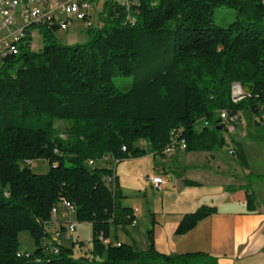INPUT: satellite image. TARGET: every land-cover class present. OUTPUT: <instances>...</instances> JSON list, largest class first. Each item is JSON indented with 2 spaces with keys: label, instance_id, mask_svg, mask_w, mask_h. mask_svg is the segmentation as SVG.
Here are the masks:
<instances>
[{
  "label": "trees",
  "instance_id": "16d2710c",
  "mask_svg": "<svg viewBox=\"0 0 264 264\" xmlns=\"http://www.w3.org/2000/svg\"><path fill=\"white\" fill-rule=\"evenodd\" d=\"M218 7L235 10L227 26L214 22ZM105 12L84 43L63 44L56 27L43 26L41 48L21 46L0 62V264H219L205 252H159L153 229L144 250L108 242L111 225L125 227L136 217L121 203L114 170L93 163L161 155L174 129L185 152L216 151L225 145L224 127L216 129L219 111L262 118L264 0H140L129 10L109 5ZM115 76L132 80L120 89ZM237 84L243 94L234 100ZM57 120L67 121L65 131ZM39 159L48 162L46 172L20 166ZM242 189L247 210H255L251 185ZM62 200L73 205L78 223L91 226L87 254L75 256V242L58 244L57 252L42 247L45 224ZM216 211L201 205L183 214L175 233ZM22 231L35 246L24 254Z\"/></svg>",
  "mask_w": 264,
  "mask_h": 264
},
{
  "label": "crops",
  "instance_id": "0c3cea01",
  "mask_svg": "<svg viewBox=\"0 0 264 264\" xmlns=\"http://www.w3.org/2000/svg\"><path fill=\"white\" fill-rule=\"evenodd\" d=\"M37 35L41 36L39 32ZM35 45L39 49L42 43L35 42ZM224 138L227 148L233 150L232 157L238 159L242 167L239 169L234 165L228 170L235 183L222 184L216 178L217 171L212 180L182 179L176 188L172 186L173 191L167 193L172 197L171 202L160 209L153 207L151 198L146 199L141 195L144 185L150 187L147 179L149 175H163L166 183L161 189H164L169 178L176 174L175 171L201 168L210 172V163L217 159L214 151H199L206 154L204 161L207 163L202 165L184 164L179 156L182 150L162 152L160 156L170 154L171 160L164 166L153 164L148 155L121 162L114 161V168L98 165L108 159L111 163L110 156L95 161L94 167L114 170L124 195L121 203L134 209L136 217L131 225L125 227L111 225L107 241L111 244L127 243L144 250L150 244L148 231L153 229L154 246L166 255L199 251L216 257L219 264H264V180H250L247 176L250 173L264 175V116L256 118L250 111L241 112L236 129ZM178 165L182 168H178ZM185 166L190 168H184ZM145 176L146 180L143 179ZM185 180L196 181L199 186H186ZM127 182L131 185H127ZM247 184L251 185L256 195V207L252 211L247 210L245 192L242 189ZM201 205L215 206L217 211L199 221L186 233L176 234L175 230L183 214L194 211ZM72 213L75 215L74 211L67 212L59 208L56 218L59 222L66 217L73 220L70 217Z\"/></svg>",
  "mask_w": 264,
  "mask_h": 264
},
{
  "label": "built area",
  "instance_id": "2783aa9c",
  "mask_svg": "<svg viewBox=\"0 0 264 264\" xmlns=\"http://www.w3.org/2000/svg\"><path fill=\"white\" fill-rule=\"evenodd\" d=\"M140 0H0V62L6 55H17L21 46L30 50H37L34 37L43 26L56 27V30L66 31L73 20L81 22L85 29L101 27L105 9L109 5H121L129 10ZM131 22L135 18L127 14ZM243 92L232 94L237 100ZM240 114H229L225 110L219 111L220 124L227 134L236 129ZM206 124V122H204ZM180 130L172 131L171 142L164 148L163 153L184 151L186 143L183 139L176 138ZM125 149V148H123ZM230 155L232 149H228ZM150 186L160 189L166 183L161 174L147 178ZM105 182L111 184V176L105 177ZM67 212L74 211L73 205L62 200L58 207ZM57 211H51L50 220L45 224L47 236L42 240V247L47 251L57 252L58 244H63V238L76 229L77 222L66 217L62 222L56 218ZM21 254V253H20Z\"/></svg>",
  "mask_w": 264,
  "mask_h": 264
},
{
  "label": "rangeland",
  "instance_id": "374dc122",
  "mask_svg": "<svg viewBox=\"0 0 264 264\" xmlns=\"http://www.w3.org/2000/svg\"><path fill=\"white\" fill-rule=\"evenodd\" d=\"M236 13L234 9L227 8V7H218L215 9L214 12V22L218 25L221 26H227L230 22H232L235 19ZM38 34V33H36ZM56 38L58 39L59 42L63 44H74V43H84L88 39V32L85 30L83 24L77 20H73L71 24L69 25V28L67 31L64 32H56L55 33ZM34 41L37 44L42 43L41 36L37 35L34 38ZM132 76H115L114 77V83L115 85L120 88V89H125L129 86L131 83ZM238 92V89L235 88L233 89V94ZM243 92V89L241 90ZM245 116H243L244 120ZM239 120V119H238ZM56 127L60 131H65L66 128L68 127V123L66 120H57L55 123ZM223 135L228 136V134L223 131ZM138 146L140 147H146L145 142L141 141L137 143ZM228 148L226 145H224L222 148L214 151L213 153L216 154L217 159L215 162H211L210 164L212 165L211 171L209 172L206 169H188V170H180V171H175L176 174L172 177L169 178L167 181V184L164 189H154L151 186L144 185V190L141 192V195L143 197H146V199L151 198V204L153 207L160 209L162 206L168 205L171 202L172 197L168 196L167 193L169 191H173L172 186H175V188L178 186V182L182 179H194V180H212L213 177L215 176V171L218 172V175L216 178L218 180H221L222 184L231 182L235 183L234 179H231V176L228 174V170L233 168L235 165L239 169H242L238 159L232 157L228 153ZM205 153L204 152H185V151H180L179 156L181 161L184 164H189V165H202L207 163L205 160ZM150 157V161L153 164L156 165H165L167 163H170V154H168L166 157H162L157 154H148ZM98 165L102 166H111L114 168L115 162L112 159L111 163L108 160H104L103 162H100ZM21 167H26L28 166L33 172L36 173H43L46 172L48 169V162L45 160H35V161H29V162H21L20 163ZM153 173V172H152ZM151 176V175H149ZM144 180H146V176L143 177ZM127 185H131L130 182L126 183ZM138 189V188H137ZM166 191V192H165ZM137 194V193H134ZM163 200V202H161ZM71 218L76 221L75 215L72 213L70 214ZM77 222V221H76ZM19 251L21 253H28L31 252L34 249V242L31 236L27 231H22L19 233ZM63 244L68 245V243L72 241H76L74 243V255L75 256H81L83 254H87L88 247L91 246V226L89 223H78L76 229L73 233L68 235V238H63ZM72 244V243H71ZM70 245V244H69Z\"/></svg>",
  "mask_w": 264,
  "mask_h": 264
},
{
  "label": "bare ground",
  "instance_id": "6f19581e",
  "mask_svg": "<svg viewBox=\"0 0 264 264\" xmlns=\"http://www.w3.org/2000/svg\"><path fill=\"white\" fill-rule=\"evenodd\" d=\"M235 88L238 89V91L242 90V86L240 84L235 85Z\"/></svg>",
  "mask_w": 264,
  "mask_h": 264
},
{
  "label": "water",
  "instance_id": "95a60500",
  "mask_svg": "<svg viewBox=\"0 0 264 264\" xmlns=\"http://www.w3.org/2000/svg\"><path fill=\"white\" fill-rule=\"evenodd\" d=\"M217 122H218L219 125L217 126L216 129H221L222 128V125L220 124V119H218Z\"/></svg>",
  "mask_w": 264,
  "mask_h": 264
}]
</instances>
